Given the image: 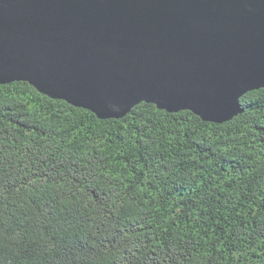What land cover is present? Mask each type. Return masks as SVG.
<instances>
[{"label": "trees", "instance_id": "1", "mask_svg": "<svg viewBox=\"0 0 264 264\" xmlns=\"http://www.w3.org/2000/svg\"><path fill=\"white\" fill-rule=\"evenodd\" d=\"M240 102L244 112L222 123L144 101L121 118L102 119L28 81L0 83V165L41 185L45 207L53 180L74 185L85 222L115 217L117 233L141 245L134 253L140 264H151L169 243L177 264H264V207L237 197L229 184L264 148V88ZM160 160L171 176L157 175ZM206 189L208 201L198 204Z\"/></svg>", "mask_w": 264, "mask_h": 264}, {"label": "water", "instance_id": "2", "mask_svg": "<svg viewBox=\"0 0 264 264\" xmlns=\"http://www.w3.org/2000/svg\"><path fill=\"white\" fill-rule=\"evenodd\" d=\"M121 118L138 103L222 123L264 88V0H0V83Z\"/></svg>", "mask_w": 264, "mask_h": 264}, {"label": "clouds", "instance_id": "3", "mask_svg": "<svg viewBox=\"0 0 264 264\" xmlns=\"http://www.w3.org/2000/svg\"><path fill=\"white\" fill-rule=\"evenodd\" d=\"M233 147L239 151L237 145ZM161 164L168 161L155 162L157 175L171 176V167L165 173ZM2 169L0 165V264H129L133 259L140 264V256L134 253L141 245L135 238L117 233L120 224L115 217L112 221L105 217L85 222L89 214L73 199L74 185L61 186L53 180L55 193L50 206L45 207L41 185L24 183L22 169ZM89 176H83L82 182ZM212 183L219 188L218 180ZM229 184L237 197L264 207V148L256 151L248 170L232 176ZM200 201H208L207 189L198 204ZM179 258L177 246L169 243L151 264L156 260L177 264Z\"/></svg>", "mask_w": 264, "mask_h": 264}]
</instances>
